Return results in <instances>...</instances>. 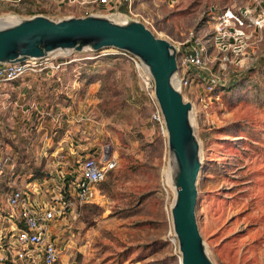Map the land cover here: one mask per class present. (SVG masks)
<instances>
[{
	"label": "rangeland",
	"instance_id": "374dc122",
	"mask_svg": "<svg viewBox=\"0 0 264 264\" xmlns=\"http://www.w3.org/2000/svg\"><path fill=\"white\" fill-rule=\"evenodd\" d=\"M55 2L34 11L83 16L77 4ZM133 12L181 51L193 42L205 50L201 74L215 87L195 79L184 90L202 147L200 230L215 264H264V0H134ZM116 50L56 53L77 60L51 77L45 118L58 127L53 104H71L83 148L96 158L109 148L118 162L88 206L53 223L59 264H182L167 132L152 120L134 62ZM59 77L72 80L66 94ZM47 168L33 166L32 177Z\"/></svg>",
	"mask_w": 264,
	"mask_h": 264
},
{
	"label": "water",
	"instance_id": "95a60500",
	"mask_svg": "<svg viewBox=\"0 0 264 264\" xmlns=\"http://www.w3.org/2000/svg\"><path fill=\"white\" fill-rule=\"evenodd\" d=\"M113 48L138 58L155 82L168 136L169 171L175 192L171 206L182 264H215L202 236L197 206L202 147L192 120L193 104L175 80L178 48L158 37L145 23L129 18L89 14L54 18L45 14L0 17V63L44 58L59 51Z\"/></svg>",
	"mask_w": 264,
	"mask_h": 264
},
{
	"label": "built area",
	"instance_id": "2783aa9c",
	"mask_svg": "<svg viewBox=\"0 0 264 264\" xmlns=\"http://www.w3.org/2000/svg\"><path fill=\"white\" fill-rule=\"evenodd\" d=\"M11 1L18 4L24 0ZM55 1L58 5L77 4L83 9V16L99 14L129 19L134 15V0ZM122 8L126 10L122 11ZM116 51L134 62L141 90L148 97L153 108L152 120L160 125L164 132H167L155 95V82L152 75L138 58L127 52ZM178 51L179 72L176 82L183 94L195 79L207 82L209 90H212L215 85L210 83L208 77L201 74L200 70L204 63L203 47H200L198 42H193L184 51L180 49ZM57 55L17 63H0V95H2L4 83L13 82L28 75H41L60 70L64 65L77 60L56 61ZM54 110L56 114L53 115V120L58 122L60 127L68 120L65 116L67 114L59 107ZM42 115L52 116V113L43 111ZM79 138L77 137V141H74L73 148L80 143ZM73 155L74 158L69 164L67 162L70 159L64 151L56 153L54 155L57 158L55 174H46L44 178L39 179L32 176L24 177L25 181L20 182L23 177H17L18 164L14 153L4 146L0 147V180L5 178L2 177L3 175H8L9 181L13 182L9 185L7 183V186L3 188L5 205L0 214V264H59L61 248L58 236L51 229L53 223L75 213L76 208L91 203L95 189L107 180L118 164L116 156L109 148L103 150L100 153L101 157L97 158L90 154L85 156L76 149Z\"/></svg>",
	"mask_w": 264,
	"mask_h": 264
},
{
	"label": "crops",
	"instance_id": "0c3cea01",
	"mask_svg": "<svg viewBox=\"0 0 264 264\" xmlns=\"http://www.w3.org/2000/svg\"><path fill=\"white\" fill-rule=\"evenodd\" d=\"M45 1L51 0H37V2L29 0L18 4L13 3L11 0H0V13L5 15L15 11L16 8L24 10V12L25 10L34 11L35 8H42ZM13 14L16 13L13 12ZM23 15L30 16V14L24 13ZM56 72L61 75L62 70L49 71L47 74L41 75H28L16 81L4 83L2 86V95H0V147L4 146L8 151H12L18 166L23 167L21 169L22 173H18L17 176L23 177L20 182L25 181L24 177L35 175L33 166H40L42 163H45V166L48 167L47 175L55 174L57 158L54 155L60 151L67 154L70 159L67 162L69 164L74 158L73 152L75 149L79 153L85 154V156L90 154L80 143L73 148L74 141H77V137H80V128L71 123L75 113V109L72 110L71 104L67 107H64L63 104L59 106L60 110L70 117L66 120L70 122L69 124L64 123L60 127L53 128L51 121L49 122L44 115L41 116L43 111H50L49 108H51L53 102L50 94H56L50 91L51 86H53L52 83L55 81L51 77ZM58 82L61 86L60 92L66 94L67 91L63 90H69L72 80H63L59 77ZM53 105L54 109H57V103L55 102ZM7 135L9 138H6ZM2 177L5 178L0 180V214L5 205L3 188L7 186V183L8 185L13 184L7 178L8 175ZM86 206L88 205L86 204ZM82 207L84 206L76 208V212H79V208Z\"/></svg>",
	"mask_w": 264,
	"mask_h": 264
},
{
	"label": "trees",
	"instance_id": "16d2710c",
	"mask_svg": "<svg viewBox=\"0 0 264 264\" xmlns=\"http://www.w3.org/2000/svg\"><path fill=\"white\" fill-rule=\"evenodd\" d=\"M27 1H29V0H24L23 2H27ZM34 1V0H33ZM36 2H37V0H35ZM22 3V2H21ZM124 10H126V9H124ZM15 13L16 14H23V13H25V14H30V16H32V15H35V14H38V13H44V14H47V13H45V12H35V11H32V10H30V11H26L25 10V12H24V10H21V9H19V8H16L15 9ZM112 173V172H111ZM103 183H105V181L104 182H102L101 184H103ZM101 184H99V185H101Z\"/></svg>",
	"mask_w": 264,
	"mask_h": 264
},
{
	"label": "bare ground",
	"instance_id": "6f19581e",
	"mask_svg": "<svg viewBox=\"0 0 264 264\" xmlns=\"http://www.w3.org/2000/svg\"><path fill=\"white\" fill-rule=\"evenodd\" d=\"M175 83H176L177 86H179V84L176 82V80H175ZM192 120H193V117H192Z\"/></svg>",
	"mask_w": 264,
	"mask_h": 264
}]
</instances>
